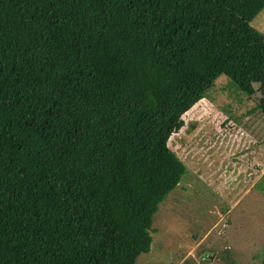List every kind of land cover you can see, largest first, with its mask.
Wrapping results in <instances>:
<instances>
[{
  "label": "trees",
  "instance_id": "trees-1",
  "mask_svg": "<svg viewBox=\"0 0 264 264\" xmlns=\"http://www.w3.org/2000/svg\"><path fill=\"white\" fill-rule=\"evenodd\" d=\"M264 0H0V264H137L222 76L260 97ZM264 264V258L262 260Z\"/></svg>",
  "mask_w": 264,
  "mask_h": 264
},
{
  "label": "rangeland",
  "instance_id": "rangeland-1",
  "mask_svg": "<svg viewBox=\"0 0 264 264\" xmlns=\"http://www.w3.org/2000/svg\"><path fill=\"white\" fill-rule=\"evenodd\" d=\"M264 35V10L251 22ZM260 97L220 77L184 115L169 148L185 164L137 264H262L264 122Z\"/></svg>",
  "mask_w": 264,
  "mask_h": 264
}]
</instances>
